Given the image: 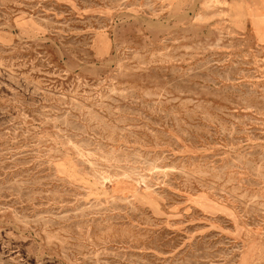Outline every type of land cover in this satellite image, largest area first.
I'll list each match as a JSON object with an SVG mask.
<instances>
[{
	"label": "rangeland",
	"instance_id": "374dc122",
	"mask_svg": "<svg viewBox=\"0 0 264 264\" xmlns=\"http://www.w3.org/2000/svg\"><path fill=\"white\" fill-rule=\"evenodd\" d=\"M0 264H264V0H0Z\"/></svg>",
	"mask_w": 264,
	"mask_h": 264
}]
</instances>
